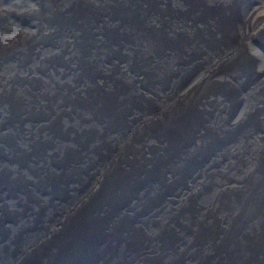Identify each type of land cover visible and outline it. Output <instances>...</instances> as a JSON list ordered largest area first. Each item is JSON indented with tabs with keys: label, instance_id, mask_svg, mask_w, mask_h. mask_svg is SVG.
<instances>
[{
	"label": "bare ground",
	"instance_id": "6f19581e",
	"mask_svg": "<svg viewBox=\"0 0 264 264\" xmlns=\"http://www.w3.org/2000/svg\"><path fill=\"white\" fill-rule=\"evenodd\" d=\"M119 1L102 12L82 0H0V264H121L118 249L105 250L102 204L93 202L105 194L100 174L115 189L121 142L128 154L138 145L136 158L151 157L157 120L202 82H217L230 49L258 54L255 79L242 91L264 81V49L254 41L264 39V0H152L159 9ZM102 16L108 33L100 32ZM163 36L164 50L149 49ZM199 95V109L224 100L216 86ZM256 96L242 98L228 120L213 113L205 130L227 142L189 172L184 190L155 199L158 219L146 213L142 225L160 222L162 234L155 226L134 240L135 250L129 244L128 264H194L184 234L198 216L183 206H193L190 193L200 185L227 202L224 219L205 202L212 222L232 213L229 230L261 221L264 241V88ZM242 115L253 122L237 132ZM245 234L235 251L249 244Z\"/></svg>",
	"mask_w": 264,
	"mask_h": 264
},
{
	"label": "water",
	"instance_id": "95a60500",
	"mask_svg": "<svg viewBox=\"0 0 264 264\" xmlns=\"http://www.w3.org/2000/svg\"><path fill=\"white\" fill-rule=\"evenodd\" d=\"M82 1L102 12L109 7H115V4L120 2L119 0ZM141 1L148 5V9L161 7L159 3H154L152 0ZM115 9H117L120 18L126 16L127 10L121 9L119 5ZM152 15L149 13L148 17ZM107 23V20L102 16L100 32H110L111 26ZM154 32L155 29H153L152 34ZM31 37L36 36L33 34ZM166 37H154V40L149 42V49L160 47L161 50H164L162 46L168 44ZM241 40L238 43H241ZM243 49L245 52L242 55L235 54L236 50L234 49L227 51L224 56L226 59L220 66V79L218 78L217 82L214 84L202 82L186 101L172 107L170 111H167L157 120L159 134L155 133L158 137L153 134L157 145L151 157L148 159L136 158L135 150L137 149L139 153L138 145L134 146L130 155L128 149L122 147L121 142L118 152L121 154L123 164L119 173L117 172L118 180L115 182V189L109 186L111 181L107 180L106 173L100 174L102 172L99 170L98 184L103 188L105 194L99 198H94L93 202L96 205L102 204L105 250L110 255L114 248L118 249L121 259L118 261L121 264H128L126 247L133 243V250H135L138 243H135L134 240L139 242L137 239L149 229L151 232L157 227L159 228V235L162 234L160 222L150 220L153 226L148 228H143L142 225L147 216H153L154 220L158 219L156 209L159 206L155 199L166 198L168 193L173 192L178 187L184 190L186 184L191 181L192 174L189 172L197 167L200 169L204 161L218 152L219 148L227 142V136H213L210 134L212 129L205 130L211 124L213 113L218 111L224 114V120H228L236 113V107L241 103L242 98L243 102L249 99L257 101L256 95L260 94L261 91L263 92L264 81L258 83L262 84L260 87H247L242 91L245 84L254 81L256 73L254 68L258 64V54L253 48L243 46ZM228 58L230 61L227 60ZM238 60L242 62H238ZM215 86L224 95V100L216 106L199 109L197 107L199 93H202L204 88H215ZM14 103L19 107V103ZM22 109L32 111L26 106ZM238 122L240 127L237 132H240L247 129L246 124H248L247 126L251 125L253 119L249 116L245 118V115H242ZM198 140L200 143L198 151L195 152L192 148L196 147ZM96 187L97 185L93 186V188ZM147 187L150 188V191L146 189ZM189 190L192 191L193 189ZM110 191H116L117 194L113 200L108 201ZM190 195H192L190 201L193 206L184 205L183 207L187 211H191L192 208L195 209V215L198 217L189 223L185 231L184 237L187 242L184 248L193 251L194 264H264L263 262L260 263L264 252V241L260 238L261 221L256 225L252 220H241L233 230H229L233 213L223 223L227 202L216 189L207 190L200 185L196 192L190 193ZM205 202H209L213 206L212 212L213 209L214 213L222 211L224 213L223 219L215 223L207 217V214L202 213V209L206 207ZM106 204L108 207L104 208ZM146 213L149 215L143 216ZM142 218L144 219L142 220ZM243 231L246 232L245 235L248 237L249 244L245 250L238 252L235 251V245L241 239ZM90 232L96 239V229H91ZM261 241L263 244H260ZM221 254L227 263L221 260ZM214 257L216 258L213 261ZM103 263L104 261L101 264Z\"/></svg>",
	"mask_w": 264,
	"mask_h": 264
},
{
	"label": "rangeland",
	"instance_id": "374dc122",
	"mask_svg": "<svg viewBox=\"0 0 264 264\" xmlns=\"http://www.w3.org/2000/svg\"><path fill=\"white\" fill-rule=\"evenodd\" d=\"M254 41H256L257 43H259L260 46L262 47V49H264V39L263 38L258 37L256 39H254Z\"/></svg>",
	"mask_w": 264,
	"mask_h": 264
}]
</instances>
